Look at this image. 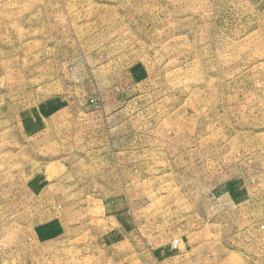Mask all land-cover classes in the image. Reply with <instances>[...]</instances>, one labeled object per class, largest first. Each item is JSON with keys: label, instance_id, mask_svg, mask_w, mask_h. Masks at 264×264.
Returning <instances> with one entry per match:
<instances>
[{"label": "rangeland", "instance_id": "rangeland-1", "mask_svg": "<svg viewBox=\"0 0 264 264\" xmlns=\"http://www.w3.org/2000/svg\"><path fill=\"white\" fill-rule=\"evenodd\" d=\"M0 264H264V0H0Z\"/></svg>", "mask_w": 264, "mask_h": 264}]
</instances>
